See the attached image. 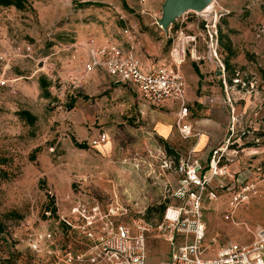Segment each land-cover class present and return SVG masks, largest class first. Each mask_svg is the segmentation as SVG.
<instances>
[{
	"label": "rangeland",
	"instance_id": "1",
	"mask_svg": "<svg viewBox=\"0 0 264 264\" xmlns=\"http://www.w3.org/2000/svg\"><path fill=\"white\" fill-rule=\"evenodd\" d=\"M85 1L92 4L81 7ZM145 1L28 0L24 10L0 8V264H54L56 250L72 243L61 235V219L74 217L76 202L111 209L115 221L132 231L136 220H146L151 224L146 264L167 259L163 213L184 201L193 210L191 197L181 200L173 191L183 177L177 171L180 160L208 164L195 147L198 139L199 145L204 141L202 135L209 138L207 153L219 149L218 166L226 171L212 175L205 166L204 188L193 187L204 226L202 257H215L228 242H251L255 229L264 224V0H215L207 13L217 36L220 28L237 51L231 82L224 71L230 102L222 67L204 43L209 37L205 22L190 27L188 33L199 34L196 55L202 59L188 58L182 68L186 92L191 93L187 137L174 122L173 109L144 106L135 92L117 86L103 69L81 78L86 47L107 40L125 49L132 43L143 60L153 63L166 56L177 25L165 34L153 15L140 12ZM186 16L189 23L196 18L193 12ZM146 37L155 43L163 39L157 55L147 53ZM216 53L223 63L219 44ZM39 78L48 83L47 89L40 87ZM21 110L35 117L33 124L18 115ZM159 128L165 136L158 134ZM102 132L105 142L93 146L91 140ZM246 187V199L231 206V197ZM52 203L54 215L46 211ZM149 207L153 209L147 215ZM47 233L55 241L46 239L40 252L33 251L32 240ZM189 236L187 241H193ZM182 241L176 238L174 243Z\"/></svg>",
	"mask_w": 264,
	"mask_h": 264
},
{
	"label": "built area",
	"instance_id": "2",
	"mask_svg": "<svg viewBox=\"0 0 264 264\" xmlns=\"http://www.w3.org/2000/svg\"><path fill=\"white\" fill-rule=\"evenodd\" d=\"M188 13L176 19L177 28L170 36L165 58L148 71L141 69L140 61L132 49L124 50L117 43L109 40L89 51L81 78L100 68L116 82L126 85L135 92L137 98L145 104L152 106H162L165 103L177 104L175 122L180 134L187 137L191 127L185 122L189 108L185 100L186 85L182 66L190 56L192 45L195 48L196 37L199 35L194 30L188 32L193 29L190 27L198 28L199 22H205L203 26L207 29L209 37L204 43L212 48L213 57L222 67L224 91L227 101L230 102L224 65L216 53L215 24H209L206 19L207 13L203 10L193 12L196 18L194 22L189 23L186 16ZM183 23L186 26H183ZM171 27L167 32L170 33ZM105 140L106 134L102 132L91 140V144L99 145ZM221 155L218 149L210 156L207 166L212 175L226 173L225 166H218ZM204 169L205 166L201 165L198 159L191 162L180 160L178 163L177 171L183 177L179 186L173 191V195L181 200L191 197L193 210L188 208L189 203L185 201L180 205L166 207L161 226L164 225L167 229L164 237L170 244V250L168 258L158 264H264V224L255 229L251 242L242 245L228 242L217 250L215 257H202L199 244L203 238L204 226L200 224L199 196L194 188L199 190L204 188L206 183ZM246 190H249V187L244 188L243 193L232 196L230 205L236 207L243 202L246 199ZM71 213L74 217L61 219L65 226L61 235L72 243L60 246L56 250L54 264H146V234L151 227L149 222L139 218L135 221V231H132L127 224L115 221L114 211L111 209L103 211L97 202H76L71 207ZM189 235H192L193 241H187ZM176 238L184 241L175 244ZM46 239L55 241L54 234L47 233L40 236V239H33L30 248L40 252L41 244Z\"/></svg>",
	"mask_w": 264,
	"mask_h": 264
},
{
	"label": "crops",
	"instance_id": "3",
	"mask_svg": "<svg viewBox=\"0 0 264 264\" xmlns=\"http://www.w3.org/2000/svg\"><path fill=\"white\" fill-rule=\"evenodd\" d=\"M162 3H163V0H146L145 1V3L143 4V6H142V9L140 10V12L142 13V14H146V15H153L154 17H155V23H156V21H157V19L160 17V15H161V5H162ZM138 13V12H137ZM156 32H158V30L156 29V28H154L153 27V29H152V33L155 35V36H157V33ZM165 34H166V32L165 31H163ZM153 38V37H152ZM107 41H109V40H107ZM163 41V39H160V41H159V43H155V41H153L152 39H151V37L149 38V37H146V39H145V42H146V44H147V48H146V51H147V53H150V54H152V55H157L158 53H159V51H160V47H161V43L160 42H162ZM106 42V41H105ZM104 42V43H105ZM119 45V44H118ZM122 49H124V50H128V49H125V48H123L121 45H119ZM95 47H97V46H91V48L89 47V48H87L86 47V49H85V62L87 61V59H88V53H89V51L92 49V48H95ZM200 48V46H198V42H196L195 43V48H194V46L192 45V47H191V50H190V56L188 57L189 59H195V60H201L202 59V56H198V55H196L197 54V49H199ZM130 49H132L133 51H134V53H135V55H136V57L139 59V61H140V67H141V69L143 70V71H148L151 67H153V66H155V65H157L158 63H160L163 59H161V60H159L158 62H156V63H153V62H151V60L150 59H144L143 60V55L141 54V53H139V54H137L138 53V49L136 48H134V46H133V44L131 43L130 44ZM187 58V59H188ZM150 60V61H149ZM187 61V60H186ZM186 63V62H185ZM184 63V64H185ZM183 64V65H184ZM193 67H194V69L196 70V72L198 73V68L195 66V65H193ZM182 68H183V66H182ZM185 68H186V71H187V64L185 65ZM108 75V74H107ZM89 76V75H88ZM88 76H85V79H87L88 78ZM109 76V75H108ZM110 78H111V80H113V82L114 83H116L117 84V86H119V87H123V88H128L126 85H124V84H122V83H119V82H116L115 80H114V78L113 77H111V76H109ZM189 93L187 94V92H186V96H185V100H186V103H187V106H188V108H189V115L191 116V110H190V106H189V100H188V97L190 98L191 97V93H190V91H188ZM137 98V97H136ZM138 99V98H137ZM139 100V99H138ZM142 104L144 105V106H146V105H148V104H145V103H143L142 102ZM148 106H150V105H148ZM152 106V105H151ZM161 107H166V108H168V109H173L174 111V122H175V119H176V112H177V104H175V103H165V104H163ZM190 116H188L186 119H185V122L188 124V122H189V118H190ZM88 117V116H87ZM85 120H86V118H85ZM189 125V124H188ZM190 126V125H189ZM191 127V126H190ZM160 129V133H158V134H160V135H162V136H165L166 135V132L162 129V128H159ZM169 135V134H168ZM203 137H204V141L199 145V139H198V141H197V143H196V150H198V151H203L202 153H201V156H200V160L201 161H205V160H207V156H208V154L209 153H207V150H208V147H210V145L208 144V142H209V138L206 136V135H202ZM206 145H208V146H206ZM207 148V149H206ZM206 154V155H205ZM205 166L207 167V164H205ZM206 172V171H205ZM149 258H151V257H148V254H147V259H149ZM163 260H165V259H162V260H160L158 263H160L161 261H163ZM157 263V264H158Z\"/></svg>",
	"mask_w": 264,
	"mask_h": 264
},
{
	"label": "trees",
	"instance_id": "4",
	"mask_svg": "<svg viewBox=\"0 0 264 264\" xmlns=\"http://www.w3.org/2000/svg\"><path fill=\"white\" fill-rule=\"evenodd\" d=\"M92 2L90 1H85V2H81L79 5L82 6H86V5H91ZM29 6L28 0H0V8H6V7H14L18 10H24L26 7ZM217 42L219 44V47L221 48L222 52L225 53V57L223 60V64H224V71L226 70L228 73V81L231 82V79L235 77L236 75V70L234 68V66L231 64V60L233 58H235L237 56V51L234 49L233 44L231 39L229 38V36L222 32V30L219 28V33L217 36ZM217 44V45H218ZM261 76H264V70L261 69ZM39 85L40 87L45 90L48 88V83L45 81V79L43 78H39ZM48 95V94H47ZM86 98V96H85ZM72 101L69 102L68 108H72ZM18 115L24 119L25 121L29 122L30 124H33V122L35 121V117L28 112L27 110H21L18 112ZM75 145H77V147L79 148H85L86 145L84 143L79 144L77 142H75ZM164 145H165V149L167 150V153L170 155L171 154V149L168 146V144L163 141ZM212 153H209L207 156V160L209 161L210 156ZM175 158H177L175 156ZM152 207H149L146 209V214L148 215L151 211H152ZM46 211H48L50 213V215H54L56 212V208L54 206V204L52 203L51 205L48 204L46 206ZM164 211V206H160V216L162 215ZM4 233V226L3 223L1 221L0 218V238L2 237Z\"/></svg>",
	"mask_w": 264,
	"mask_h": 264
},
{
	"label": "water",
	"instance_id": "5",
	"mask_svg": "<svg viewBox=\"0 0 264 264\" xmlns=\"http://www.w3.org/2000/svg\"><path fill=\"white\" fill-rule=\"evenodd\" d=\"M213 0H163L161 15L156 23L164 31L186 12H200L204 10Z\"/></svg>",
	"mask_w": 264,
	"mask_h": 264
},
{
	"label": "bare ground",
	"instance_id": "6",
	"mask_svg": "<svg viewBox=\"0 0 264 264\" xmlns=\"http://www.w3.org/2000/svg\"><path fill=\"white\" fill-rule=\"evenodd\" d=\"M214 1H215V0H213V2L210 3V4L208 5V7H206L203 11L206 12V13L211 12L212 9H213V6H214Z\"/></svg>",
	"mask_w": 264,
	"mask_h": 264
}]
</instances>
